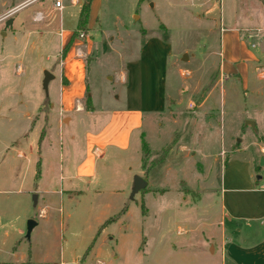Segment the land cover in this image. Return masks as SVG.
<instances>
[{
    "label": "rangeland",
    "instance_id": "1",
    "mask_svg": "<svg viewBox=\"0 0 264 264\" xmlns=\"http://www.w3.org/2000/svg\"><path fill=\"white\" fill-rule=\"evenodd\" d=\"M53 2L0 0V264H222L223 166L239 155L264 177V0H99L81 30V4ZM129 63L148 89L165 73L168 96L121 148L100 132ZM136 175L149 183L131 197Z\"/></svg>",
    "mask_w": 264,
    "mask_h": 264
},
{
    "label": "crops",
    "instance_id": "2",
    "mask_svg": "<svg viewBox=\"0 0 264 264\" xmlns=\"http://www.w3.org/2000/svg\"><path fill=\"white\" fill-rule=\"evenodd\" d=\"M78 1L80 2V0ZM79 2L77 4H81ZM98 6L99 0H91L87 22V26L89 28L91 27V23L89 21L90 16L92 15L95 19L98 17ZM150 44L152 43L148 40L146 42V46H149ZM146 46L144 49L147 50H144L142 57H144L146 52L149 50ZM67 61V78L69 80V86H65V88L67 93L68 89L71 88L75 94H79L85 89V86L80 81L84 78L83 65L80 60L76 58L75 54L69 56ZM134 66V63H129L130 81L128 83V74L124 72L119 74V81L125 84L127 83L123 94L125 95V104L110 114L100 132L103 134H114L113 139L118 142V145H120L121 148H124L126 145L125 138H127L129 130L138 126L139 123L142 122V112L144 110H164L168 96V94H166L165 73L159 77L156 87L151 86L150 89H148L145 82L143 83L142 81V83L139 82L138 84L137 80H134ZM73 83L77 85L72 87ZM76 107L77 110L85 109L78 101L76 103ZM88 109L91 110L90 108ZM63 119H67L68 121L69 118ZM260 139L261 140L258 141L259 153L260 156H264V137H260ZM146 144L149 147L147 142ZM179 146L184 148V145ZM93 153L99 157L103 151L98 148H94ZM166 155L162 160L155 164H153V160L155 158L150 159L152 160L150 171L156 166V164L158 165L160 162H164L166 160ZM237 160H242V163L240 165H236L235 163H237ZM223 167V177L219 186L220 210L224 217L223 220L220 221L224 227H222L220 233L221 237L219 245V250L222 256V264H264L263 174L260 173L255 177L252 173L253 167L251 160L247 158L242 159L239 155L227 159ZM145 180L149 183V177ZM225 228L229 229V233L227 234L228 236L225 234ZM233 234L244 235L246 239L253 237V240L249 239L247 243L232 241L231 237L233 236L231 235ZM222 235L224 236L222 237ZM227 237L230 238L227 240ZM215 250L216 248L212 249L213 252Z\"/></svg>",
    "mask_w": 264,
    "mask_h": 264
},
{
    "label": "water",
    "instance_id": "3",
    "mask_svg": "<svg viewBox=\"0 0 264 264\" xmlns=\"http://www.w3.org/2000/svg\"><path fill=\"white\" fill-rule=\"evenodd\" d=\"M11 21L8 20L6 22V25H8ZM44 79H43V87L44 89L46 90L47 89V83H48V80L53 77L48 71H44ZM246 125H250L251 127H253V129H255V122L253 120H246L245 121ZM147 182L145 179H143L142 177H139V176H135L134 177V180H133V184H132V190H131V197H133V195L139 191L140 189L144 188L146 186ZM32 200H33V205L35 206L36 205V202H37V194L34 193L32 195ZM35 221L33 219H29L27 221V229H26V236L28 237L30 235V231L33 227V225H35Z\"/></svg>",
    "mask_w": 264,
    "mask_h": 264
},
{
    "label": "trees",
    "instance_id": "4",
    "mask_svg": "<svg viewBox=\"0 0 264 264\" xmlns=\"http://www.w3.org/2000/svg\"><path fill=\"white\" fill-rule=\"evenodd\" d=\"M91 0H83L79 12V17H78V28L81 30L84 26L87 25L88 22V15H89V7H90ZM143 149L146 152L148 149V146L146 142H143ZM168 152V147H166L163 152L153 160V164L157 163L158 161L162 160L166 153Z\"/></svg>",
    "mask_w": 264,
    "mask_h": 264
},
{
    "label": "built area",
    "instance_id": "5",
    "mask_svg": "<svg viewBox=\"0 0 264 264\" xmlns=\"http://www.w3.org/2000/svg\"><path fill=\"white\" fill-rule=\"evenodd\" d=\"M70 2V4H77L79 1L78 0H68ZM54 8H56L57 10H61L63 8V0H54ZM41 17V12H36V16L35 18L39 19ZM62 29L60 30L59 34L62 35ZM84 36V32L81 31L79 33V37H83ZM75 55L76 56H82V50L80 48H76L75 50ZM60 264H63V262H60ZM98 264H103L102 262L99 261Z\"/></svg>",
    "mask_w": 264,
    "mask_h": 264
}]
</instances>
